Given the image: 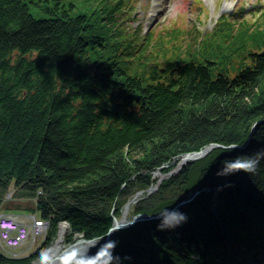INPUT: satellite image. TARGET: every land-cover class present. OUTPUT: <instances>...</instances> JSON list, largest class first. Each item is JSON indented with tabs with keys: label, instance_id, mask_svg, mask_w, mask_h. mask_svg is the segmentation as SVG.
<instances>
[{
	"label": "trees",
	"instance_id": "1",
	"mask_svg": "<svg viewBox=\"0 0 264 264\" xmlns=\"http://www.w3.org/2000/svg\"><path fill=\"white\" fill-rule=\"evenodd\" d=\"M193 7L143 35L136 0H0V209L13 185L49 224L35 253L0 264L41 256L62 222L68 245L104 236L141 191L132 216L172 211L72 264H222V239L264 255V15L203 32ZM210 144L234 147L169 176Z\"/></svg>",
	"mask_w": 264,
	"mask_h": 264
},
{
	"label": "rangeland",
	"instance_id": "2",
	"mask_svg": "<svg viewBox=\"0 0 264 264\" xmlns=\"http://www.w3.org/2000/svg\"><path fill=\"white\" fill-rule=\"evenodd\" d=\"M201 1L203 2L205 6L206 14H207L205 19L201 20V25L199 26L203 32H211L215 28L217 23L219 22L220 18H222L225 15H233L241 10H244L243 16H246L249 19H252L253 21H256L255 19L257 20L261 19V17L264 15V8L262 10H259L260 9L259 2H262L264 5V0H201ZM154 10L157 11L158 13L157 15L154 12ZM196 15L197 13L195 11V7H193V0H136V8L130 17L131 20H129L128 25L132 29H137L139 26H141V29L143 31L142 34L145 35L153 29L157 30L158 28H162L163 30L165 28H169L172 26L171 25L172 22L179 20L181 18L186 20L188 23H191L195 19ZM156 177L164 178V175H162V172H158ZM156 186L158 187L159 184H157ZM14 192H15V187L11 185L9 189V194L7 196V200L5 202L6 206H8V210L0 209V215L2 214L5 215V213H11L12 215H16V217L14 216H9V217L14 219L18 224L24 225L25 228H27L28 237L18 247H15L12 249L6 248V247L4 249V245L0 243V253L5 255L6 257H9L12 259H18V258H25V257L31 256L43 245L44 240L46 239V235L48 233L49 224L47 221L41 220L39 213L34 210V201H30L27 198L25 199L15 198L13 197ZM142 192L144 194V191ZM193 196H194L193 194L190 195L189 199L186 200L185 203L189 201L190 199H192ZM139 197L134 203L138 201ZM129 202L125 205L124 210L122 211V214L120 215V217L117 218V221L129 223L133 221V218L141 216V215H135V216L131 215L130 207L134 203H129ZM31 208H33V210H31ZM171 211H168V212H171ZM142 216H145V215H142ZM32 217H35L36 220L44 222V224L46 225L43 224L44 227L42 229L40 228V230L39 229L35 230L33 226L35 220H33ZM160 217L161 216H159L158 218ZM152 219H155V218H152ZM143 220H146V219H143ZM139 221H142V220H139ZM64 223L65 222L60 223L59 226L65 225ZM130 225L126 227H129ZM59 226H58V229H59ZM126 227L118 229L117 231H115V234L119 230L125 229ZM68 234L69 233L66 232L65 236H67ZM115 234L113 235V237L115 236ZM65 236L63 239V243H62V249L69 246L65 242ZM113 237L111 238V240L113 239ZM57 238H58V233L55 236V239L52 242V244L43 251L42 255L33 259L31 262L38 263L39 261L36 259H43L44 253L49 248L55 246V240H57ZM79 239H80V236L74 237V241H77ZM222 241L224 242L223 239ZM247 251H250V249ZM259 264H264V260L263 261L261 260Z\"/></svg>",
	"mask_w": 264,
	"mask_h": 264
},
{
	"label": "water",
	"instance_id": "3",
	"mask_svg": "<svg viewBox=\"0 0 264 264\" xmlns=\"http://www.w3.org/2000/svg\"><path fill=\"white\" fill-rule=\"evenodd\" d=\"M234 146H231V147H225V146H222V145H219V144H210L209 146L207 147H204L203 149L197 151V152H191V153H186V154H183L181 156H179L174 163L177 164L176 166V169H173V171H171L169 173V176H172L173 174H176L177 172L180 171V169H182L183 167H185L187 164L189 163H193L195 161H198V160H201L203 159L204 157H206L210 152H212L214 149H228V148H232ZM236 147V146H235ZM157 173L155 174V177H156ZM163 178H161L160 180H162ZM160 183V181L158 182V184ZM158 189L157 186H154V187H151L147 190L148 194H151L153 192H155L156 190ZM143 194V192H138L134 198L129 202V203H134L137 198L139 196H141ZM196 194V193H193V195ZM182 203H185L182 202ZM170 212H166V213H163L162 215H159V216H165L167 214H169ZM159 216H156V217H152V216H138V217H135L133 218V221L127 223V222H119L117 221V219H114L113 220V224L111 226V228L109 229V231L103 236V237H100V238H94V239H91V240H86L83 238V235H79L80 236V239L79 241H83V242H91V241H101V244L100 246L92 253H89L88 255H85L83 257H74V256H68V257H60V258H57L59 259V261H54V260H51L49 262H47V264H72V263H82V262H87V261H90V260H93L95 258H97L99 255H101V253L103 252V250L106 248L108 242L111 240V238L113 237V235L115 234V231H117L118 229L120 228H124L136 221H139V220H143V219H152V218H158ZM66 226H67V229H66V232L68 233L70 231V227H69V224L67 222L64 223ZM61 226H59V231L61 233ZM60 235L58 234V237ZM74 244V243H73ZM72 245V244H71ZM71 245L67 246V247H70ZM51 249V248H49ZM49 249L44 253V254H47ZM38 261H41L42 259H36ZM30 264H34V262H31Z\"/></svg>",
	"mask_w": 264,
	"mask_h": 264
},
{
	"label": "bare ground",
	"instance_id": "4",
	"mask_svg": "<svg viewBox=\"0 0 264 264\" xmlns=\"http://www.w3.org/2000/svg\"><path fill=\"white\" fill-rule=\"evenodd\" d=\"M32 218L33 220H36L35 217H32ZM66 229H67L66 225L61 226V233L58 229L57 233L60 236L57 238V240H55V246L51 247V249H49L47 254H44V258L41 261H39L38 263H34V264H47V262L51 260H54L57 262L59 261V259L57 258H60V257L62 258L68 257V256L83 257L85 255H88L89 253L94 252L101 244V241H98V240L91 241V242H83V241L77 240L70 247H66L62 249V243H63V239L66 233Z\"/></svg>",
	"mask_w": 264,
	"mask_h": 264
},
{
	"label": "built area",
	"instance_id": "5",
	"mask_svg": "<svg viewBox=\"0 0 264 264\" xmlns=\"http://www.w3.org/2000/svg\"><path fill=\"white\" fill-rule=\"evenodd\" d=\"M44 222L35 220L34 228L35 230L44 227ZM28 237L27 228L18 224L14 219L9 216L0 215V242L6 248H15L23 243Z\"/></svg>",
	"mask_w": 264,
	"mask_h": 264
},
{
	"label": "crops",
	"instance_id": "6",
	"mask_svg": "<svg viewBox=\"0 0 264 264\" xmlns=\"http://www.w3.org/2000/svg\"><path fill=\"white\" fill-rule=\"evenodd\" d=\"M5 215H7V216H14V217H16V215H12L11 213H5Z\"/></svg>",
	"mask_w": 264,
	"mask_h": 264
}]
</instances>
